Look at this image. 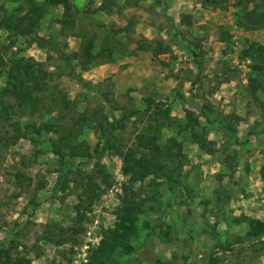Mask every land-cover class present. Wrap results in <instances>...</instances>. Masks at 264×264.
<instances>
[{
	"label": "rangeland",
	"instance_id": "374dc122",
	"mask_svg": "<svg viewBox=\"0 0 264 264\" xmlns=\"http://www.w3.org/2000/svg\"><path fill=\"white\" fill-rule=\"evenodd\" d=\"M67 1L0 0V264H264V72L244 57L264 0ZM84 40L109 60L83 69ZM130 154L162 168L125 173Z\"/></svg>",
	"mask_w": 264,
	"mask_h": 264
},
{
	"label": "trees",
	"instance_id": "16d2710c",
	"mask_svg": "<svg viewBox=\"0 0 264 264\" xmlns=\"http://www.w3.org/2000/svg\"><path fill=\"white\" fill-rule=\"evenodd\" d=\"M27 2H29L30 4L33 5V1L34 0H26ZM47 2H49L50 4L52 5H61L63 8H64V13L67 15L69 14L70 10L72 9L71 8V5L70 3L67 1V0H46ZM211 4H219L221 3L222 0H208ZM253 16V20H251L250 22L247 23L248 25V29L249 30H260L263 26H264V18L261 17V14L260 13H253L252 14ZM4 20V26H2L5 30H11V29H14L15 27L13 26L12 24V16L10 18H7L4 17L3 18ZM126 31H129V29H125ZM37 46H40V47H44L42 46V44H39L37 42H34ZM49 44H51L52 48L56 47V44H55V41H50L48 42L46 45L49 47ZM161 47V45H159ZM158 46V47H159ZM80 47H81V51H80V54H77V58L75 59L76 61H78V63L80 64V66L84 69L87 68L88 66L90 65H98V63H103V62H106L104 59H103V56L104 55H107V61L109 60L110 58V55H111V50L110 48L108 47H105V48H101L99 49L98 51H94L93 48H94V45L91 42L89 41H82L81 44H80ZM161 49V48H160ZM168 50V49H163V51H160V52H163L165 53V51ZM158 50L152 52L153 55L155 57L158 56V54L160 53ZM167 52V51H166ZM59 53V52H57ZM64 54L62 53H59V56L61 57L62 56V60L64 61H67V60H72L70 58V56H63ZM65 57V58H63ZM244 57L247 58V59H250V61L253 62L252 64V70L256 71V72H264V46L261 45V44H257V43H250L249 46H248V49L247 50H244ZM256 60V61H255ZM20 65V64H19ZM17 66V71H16V74H17V81H21L20 80V77H21V72H20V66ZM70 70V69H69ZM35 72H38L40 73L39 74V77L38 75L36 76ZM27 77L28 78H32V81H36V88H39V87H42V80L45 78V73L44 71L40 68V66L38 65V68L36 70H29L28 73H27ZM22 83V82H20ZM255 83H256V80L254 78H250L249 79V84H250V87L254 88L255 87ZM14 86V89L19 91V92H23L25 95H26V98L30 99V101H33V99L31 98V93L29 92V90H25V88L22 86V84H17V85H13ZM38 101V100H37ZM61 101L63 102H67V99L64 97V95L61 97ZM204 115V114H203ZM96 116L95 114H93L92 116L90 115H87V114H80L78 115V118H77V122L78 125H81L83 126L84 124L85 125H89L90 121L95 118L96 119ZM206 118V117H205ZM110 125L108 122H105V125ZM104 123H101L99 122L98 123V127L100 129H105L104 128ZM190 126V125H189ZM185 127H188V124H186ZM80 130L81 128L77 129L75 131V133L71 136H75L77 134L80 133ZM192 139L194 140V142L196 144H198L199 146H202V141H203V138L200 137L199 135L197 134H192ZM65 138H62L59 140V143L61 142H64ZM139 140L140 143L142 144L143 143V138H140ZM145 142V141H144ZM177 144L173 142V140L171 141H168L165 146H164V149L165 150H169L171 147H175ZM144 149H148L149 151H153V152H159L160 151V148L157 147L155 144H153L152 142H150L148 145L146 146H143ZM177 147H179V145H177ZM55 149V148H54ZM53 153L55 155H57L59 157V159H62L63 158V154L60 153L59 151L57 150H53ZM81 153L80 155H83L82 152H79ZM177 156H179V153L177 154ZM133 157V158H132ZM127 158H131V160H128ZM123 161V167H124V172L126 173L127 171L129 172H133L135 175H138V177H140L143 173V171L145 170H148V171H151L147 168L149 167H155V169H159V168H162L161 164L159 163V161L157 159L154 160L153 163L149 162L148 160H136L134 158V155L133 154H130L128 157H126L125 159L122 160ZM151 163V164H150ZM124 202V205L126 204V207L128 206L129 209L128 211L126 212V219L130 221L131 223V227L134 226V216L132 215V212L135 208L132 207L133 205V201L132 199L131 200H126L124 199L123 200ZM83 202H81V200H79V204H81ZM136 203V202H135ZM90 204V203H89ZM80 206L77 205L75 208L77 214L80 213ZM136 209V208H135ZM117 230H115L113 233H114V244H117L119 240H122L124 239L125 237L129 236L131 234V229L132 228H127L125 226L124 223H121L119 224L118 226H116ZM155 229L156 227L152 228L150 230V232L144 237L143 239V247H147V242L149 240V238H151V236H153L154 232H155ZM135 254L138 253V255L143 256V258L140 260L141 261H155L157 262V260H155V258L152 256V250H145L144 253H141L139 252L138 250L134 252ZM145 257H148V259L144 258ZM14 264H26V261L23 257H19L17 258V260H15Z\"/></svg>",
	"mask_w": 264,
	"mask_h": 264
}]
</instances>
